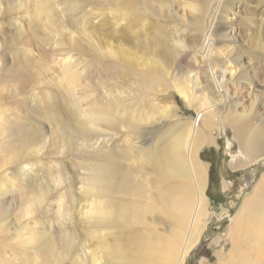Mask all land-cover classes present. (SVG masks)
<instances>
[{"label":"rangeland","instance_id":"374dc122","mask_svg":"<svg viewBox=\"0 0 264 264\" xmlns=\"http://www.w3.org/2000/svg\"><path fill=\"white\" fill-rule=\"evenodd\" d=\"M65 1L52 2L46 22L30 0H0V264H75L85 258L81 246L98 250L78 196L82 174L100 158L114 168L115 225L104 241L133 255L142 237H174L168 203L192 205L197 196L192 181L168 175L165 151L212 99L221 109L196 122L199 136L211 137L199 151L200 235L182 264H264V154L244 164L233 125L264 129V0H135V12L120 0ZM218 8L229 18L217 17ZM212 25L222 32H209ZM210 33L204 64L199 49ZM119 46L131 62L103 54ZM161 51L171 57L166 74L136 62L157 61ZM68 66L72 86L63 76ZM186 79L188 99L179 92ZM75 100L113 116L97 136L81 132Z\"/></svg>","mask_w":264,"mask_h":264},{"label":"bare ground","instance_id":"6f19581e","mask_svg":"<svg viewBox=\"0 0 264 264\" xmlns=\"http://www.w3.org/2000/svg\"><path fill=\"white\" fill-rule=\"evenodd\" d=\"M56 1L57 0H30V9H32L36 15L47 17L46 22H52V19L49 18L51 14V4L52 2ZM119 2H121L120 4L122 7L128 9V12L136 11L134 9L136 7L135 0H129V2L127 3H123L122 0H120ZM65 3L68 4L67 0L65 1ZM223 4L224 3L221 2L222 8L224 6ZM14 8V10L21 9V5H15ZM217 10L218 12H216L215 14L217 17L225 16V18H229V9L222 10L218 8ZM213 25H215L214 22ZM213 25L209 32L217 30L222 32L221 29L223 28L213 27ZM211 36H213L211 33L209 35L205 34L204 37H206V40L203 42L199 49V52H201V54L203 55L202 58L204 64L208 63V60L206 58L207 54L210 53L212 47V42L210 40ZM91 42V47H95L94 43ZM97 50H99V48L95 47L96 52H98ZM103 51V54L107 57L113 56L115 58L121 56V59L131 62V60H128L125 55L129 54V51L122 46H119L115 50L114 48H112L108 50L104 49ZM159 56L160 58L157 59V61L152 60L151 63L143 64L139 61L136 62L137 64L143 65L145 67L144 69H147L150 66L153 70L158 71L162 74H166L168 65H171V57L166 51H161L159 53ZM205 59L207 60V62L205 61ZM63 71V76L66 78L67 83L72 86L76 80L75 75L71 74L70 67H64ZM213 74L216 75L215 70L213 71ZM217 80L220 81V78L218 76ZM190 83L191 81L186 79L184 81H181V83L179 84V92L183 95V97L187 99L188 95L186 93V90L191 85ZM224 97L225 95L223 96L224 100L223 104L221 105L225 106L227 99L226 97ZM74 102L75 103L73 107L79 116V125L82 130L81 132L87 139H91V137H93L94 135L97 136L96 132L99 126L102 123H109L112 120L113 116L103 107H100L98 105H90L80 109L81 104H76V100ZM212 102L213 108H211V110H209L205 114L203 113L205 112V108L202 109V106L198 107V116L201 115L198 121L196 120L192 125H189V127L186 126L183 131L173 139L172 144H170L169 146L170 148L165 151L167 154L164 157V163L166 165V168H168V175L181 180L182 185H189V183L192 181V183L194 184V189H196L194 195L197 196V201H195L194 204L191 205L189 202H184L180 198L182 202L180 200H172L167 205L166 209L169 210L171 216L178 222V228L176 231L177 234L170 239H163L160 241L142 237L140 240L134 241L135 251H131L133 252V255L129 252L130 250L127 251V249L124 248V245L122 243L118 242L119 244H117L116 242V244H110L107 243V239L106 241H104L105 236L108 235L106 232L110 231L115 225V199L113 193L114 168L112 166H107L105 164V160L103 158H100V162L96 166L86 170L85 173L82 174L80 179L81 192L78 196V199L83 202L82 208L85 209L82 221H84L86 225V233L93 236L94 240H97L96 242L99 243H97L98 250H91V252L88 253V246L86 244H82L83 246L81 247L84 252L85 258L78 257L75 260V264H101L103 260L106 262V264H172L171 258L177 256L178 257L173 264L183 263L184 257L189 249V244H191L192 241L193 243H195L200 235L196 234V230L198 227V223L203 216L202 211L204 189L206 185V171L203 163L199 160V151L202 145L205 143H209L211 139L210 136H199V124L196 125V122L199 123L201 120H205L206 116H214L221 109V106L217 105V101L212 99ZM82 105H84V103ZM206 105L207 104L203 103V106ZM163 113H167V109H165ZM233 125L235 130V137L237 138L242 150L246 155L247 160L244 162V164L253 162L257 160L259 156L264 154V129L258 128L250 133L249 125L244 122L234 121ZM173 165L176 166L175 169L172 168ZM185 181L188 182L186 183ZM164 208L165 205L163 206V209ZM190 219H192L191 225L189 223V226L191 228L190 235L188 236V240L186 241L185 249L180 253L178 242L183 234L188 220ZM111 234L112 233H110V236ZM108 237L109 236H107V238ZM69 244L70 243L67 244L66 250H68ZM73 244L74 249L77 248L76 244ZM237 252L238 251H235L234 253L236 254ZM250 255L251 254L247 256L248 259H251ZM229 256L231 257V253H229Z\"/></svg>","mask_w":264,"mask_h":264},{"label":"trees","instance_id":"16d2710c","mask_svg":"<svg viewBox=\"0 0 264 264\" xmlns=\"http://www.w3.org/2000/svg\"><path fill=\"white\" fill-rule=\"evenodd\" d=\"M202 153H203V152H202ZM202 153H201V155H202ZM212 175H213V172H211V177H210V180H211V181L214 179ZM208 195H210V197H212L211 194H208Z\"/></svg>","mask_w":264,"mask_h":264}]
</instances>
